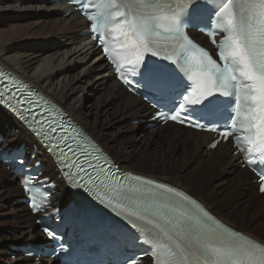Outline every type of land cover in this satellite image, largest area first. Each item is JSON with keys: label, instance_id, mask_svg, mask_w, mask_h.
Returning a JSON list of instances; mask_svg holds the SVG:
<instances>
[{"label": "bare ground", "instance_id": "1", "mask_svg": "<svg viewBox=\"0 0 264 264\" xmlns=\"http://www.w3.org/2000/svg\"><path fill=\"white\" fill-rule=\"evenodd\" d=\"M67 10L52 0H0V26L29 23L25 29L20 26L22 30L7 27L11 32L7 35L0 29V66L46 94L125 171L136 173L131 168L138 157V144H157L154 151L138 152L146 170L138 174L186 187L222 222L264 244V195L257 193V186L252 184L254 177L246 169H239L238 156L232 154L229 144L206 150L210 135L205 133L171 124L145 126L147 132H141L140 126H128L126 122L136 119L150 124L151 109L113 80L99 50L83 36L87 25L76 13L63 17ZM88 88L99 94L94 103L86 94ZM0 135L6 140L5 146L20 142L31 149L32 138L1 107ZM39 157L44 161L46 176L55 178L51 161L45 154ZM10 174L0 166V177L17 188L5 191L9 197L0 189V220L7 219L0 223H10L11 215L6 210L14 208L12 215L18 216L14 222L17 224L11 227L24 224L18 238H31L36 230L29 223L33 217L20 203L19 182ZM203 184H208V189ZM2 187L4 183H0ZM62 188L58 182V190ZM221 196L224 200L218 203ZM6 240V244L11 243L9 238ZM46 264L53 263L47 260Z\"/></svg>", "mask_w": 264, "mask_h": 264}, {"label": "snow or ice", "instance_id": "2", "mask_svg": "<svg viewBox=\"0 0 264 264\" xmlns=\"http://www.w3.org/2000/svg\"><path fill=\"white\" fill-rule=\"evenodd\" d=\"M236 2L237 0H221L219 9L215 11V19L212 21L214 27L211 30H208L206 26L202 27L201 0H181V4L176 6H174V0H128L126 4L111 0L112 11L101 14L99 17L93 16L88 11L94 5L82 0L81 10L89 20L93 33H97L102 26L112 24L114 28L126 26L128 32L125 35H130L133 40L139 37V43L145 46L152 36L161 41H170L171 52L164 56V59L169 61V66H153L142 56H138L137 60L142 61V64L134 66L131 73L137 79L133 82L128 79L127 74H122L120 77L122 83L130 91L143 90L145 99L154 100L157 106L167 107L171 104L167 113H157L166 121L186 124L188 127L199 130L217 131L226 141L229 137H233L232 143L239 152H243L247 145L249 156L247 163L258 172L259 191L264 193V158L259 162L250 158L257 143H259L258 150L264 151V0H247L239 12L235 7ZM94 20L97 22L92 23ZM187 29L209 31L211 42L219 45L217 52L219 61L203 47L197 46L187 34ZM221 34L223 39L217 41L216 36ZM98 38L94 35V39ZM165 51L168 53V49ZM156 54L153 52V55ZM193 56L200 58V74L207 76L211 85L199 95L195 89L191 94H187L186 90L191 87L185 79L187 73L181 74L178 70L182 69ZM129 63L133 62L129 61ZM117 70H121L120 66ZM0 85L3 86L4 92L15 89L13 96L21 91L15 82L0 81ZM4 92H0V98L4 97ZM224 96H235L236 99L234 116H230L231 125L222 124L220 120L221 97ZM0 102L3 100L0 99ZM17 103L32 105L34 102L25 97L17 99ZM36 106L39 107V105ZM23 111L29 112L33 116V122L41 124V130H43V124L37 119V114L32 108H26ZM51 111V108L42 109L41 115ZM26 123L31 126V122L26 121ZM221 128L224 130L220 131ZM57 131V127L50 123L43 134L52 142L50 147L58 150L63 157L61 163H65L70 158L60 148V144H66L67 137L63 136L57 140ZM237 132L242 134L235 135ZM218 143L219 140H216L210 147L215 148ZM68 148L72 151L71 146ZM96 151L99 153L98 149ZM85 154L91 155L86 150ZM95 158L96 164L89 162V168L96 173L95 178L78 162H73V167H76L78 171L70 172V177L73 178L74 183L80 184L84 180L80 173L87 175L96 189L98 198L125 214L131 220V227L137 228V222L151 225L165 235L166 239L172 240L173 237L168 234L167 226H174L178 221L168 216L166 209L201 223L204 222L202 217L211 219L210 214L187 194L166 184L139 176L132 178L136 183H125L122 177L111 171V167L105 169L99 163L101 158L99 154ZM104 163L107 164L106 158ZM65 166L67 167L66 163ZM78 176L80 179L76 180ZM100 177L104 179L100 180ZM152 185L164 189L170 195L148 196L144 190ZM173 197L190 202L195 206L196 211L189 216L188 212L183 211L179 201L174 200ZM46 202L47 194L41 200V203ZM32 207L34 210L40 209V205L35 202ZM45 232H48V229H45ZM176 247L179 248V245ZM164 248L175 255L168 245H164ZM153 256L156 264H168L167 259L161 258L155 249ZM201 258L204 264H264V253L257 255L254 249L241 250L238 247L205 244L201 247L199 256L186 252L181 254L182 264H199ZM125 264L128 262L125 261ZM131 264H135V261L133 260Z\"/></svg>", "mask_w": 264, "mask_h": 264}, {"label": "rangeland", "instance_id": "3", "mask_svg": "<svg viewBox=\"0 0 264 264\" xmlns=\"http://www.w3.org/2000/svg\"><path fill=\"white\" fill-rule=\"evenodd\" d=\"M22 23V22H21ZM15 24V25H12V27L11 26H7L8 28H12L13 30L16 28V30L19 28V29H23V26L24 25H26L27 26V24H29L28 22H24V24L22 23V24ZM27 23V24H26ZM17 25V26H16ZM20 26H22L21 28H20ZM26 26H24V29H25V27ZM7 27H2V25L0 26V29H1V31H5V34L7 35V34H11V32H9L10 31V29H8ZM2 28H4V29H2ZM9 30H7V29ZM6 29V30H5ZM11 29V30H12ZM18 29V30H19ZM21 29V30H22ZM12 30V31H13ZM7 31V32H6ZM90 91H92V92H90ZM86 94L88 95V98H89V100H91L93 103H94V101L97 99V97H98V93H97V91L96 90H91L90 88H88L87 90H86ZM91 98V99H90ZM126 122V121H125ZM126 124L129 126H132V127H137V126H140L141 127V132H147L146 130H145V125L140 121V120H131V121H129V122H126ZM148 128V127H147ZM146 128V129H147ZM136 129V128H135ZM136 132V131H135ZM146 137H148V135H145ZM0 138L1 139H3L2 137H1V135H0ZM161 144H163V141H162V143ZM156 147L158 148V146H157V144L155 145L154 143H150V145H147V143H144V144H138V150H136V151H138L139 153L140 152H142V151H147L148 149L149 150H151V151H154V150H156ZM137 152V160L135 161V163H133V166H132V168H131V170H133L134 172H136L137 174L138 173H140V172H144L145 173V169H143L142 168V158H141V155L139 154ZM188 158V157H187ZM186 158V159H187ZM188 163V162H187ZM118 167H120L119 165H117ZM240 169V168H239ZM241 170H244V169H241ZM11 175V174H10ZM144 175H146V174H144ZM12 176V175H11ZM147 176H149V175H147ZM223 178H226V176H222ZM0 183H4V187H2V188H0L1 190L3 189V193L6 195V196H8L7 194V192H5V191H8V189H10V190H17V188L15 189V188H12L13 186V184L11 185V183H9V180L8 179H6V178H3L2 179V177H0ZM159 179V178H158ZM17 180V179H16ZM5 182H6V184H5ZM168 183H170L169 181H167ZM171 184V183H170ZM253 184V183H252ZM177 187V186H176ZM204 189H208V187H209V185L208 184H203V186H202ZM178 188H181V189H185L186 191H188L189 192V189H187L186 187H184V186H182V187H178ZM191 189V188H190ZM0 192H2V191H0ZM7 193V194H6ZM189 193H191V192H189ZM11 195H13V196H15V194L14 193H12ZM10 195V196H11ZM223 196V195H222ZM222 196L219 198V199H217V202L218 203H220L221 202V200H224V198H222ZM9 197V196H8ZM7 197V198H8ZM20 198H18V199H16V200H19ZM221 199V200H220ZM59 201V200H58ZM232 201H234V199H232V200H230L229 202H228V204L229 203H231ZM7 209V208H6ZM15 210H14V208H9V210L7 209L6 210V212H8L11 216H9L10 218H9V222L10 223H0V264H27V263H31V264H36V263H40V264H46V259H40V260H38V261H36V260H33V259H27L25 256H23L22 254H20L19 252H13V253H9V250L11 249V251H14L12 248L14 247V246H18V245H20V244H23L24 242H29V241H31V240H35V239H39V237L41 236V234L39 233V231L36 229V225H35V223H34V217H33V219H31L30 220V224L32 225V226H35V229L36 230H34L33 231V235H32V237L31 238H27L26 236L25 237H20V238H18V236H20V232H21V230H22V227H24V224H20L18 227H11V226H13V224H17V223H14V222H16V219H17V217L18 216H13L12 214H13V212H14ZM256 212V211H255ZM255 212H253L249 217L251 218L252 216H253V214L255 213ZM258 213H256L255 215H257ZM4 219V220H3ZM3 219H1L0 221L1 222H3V221H6L7 219L6 218H3ZM249 221V220H248ZM25 224H28V223H25ZM234 229H236V226L234 227ZM7 238H9L10 239V242L11 243H5L7 240ZM6 244V245H5ZM12 244V245H11ZM10 245V246H9ZM29 261V262H28Z\"/></svg>", "mask_w": 264, "mask_h": 264}]
</instances>
